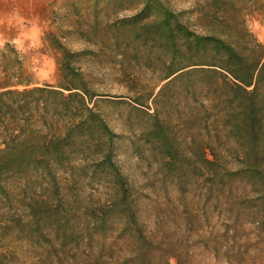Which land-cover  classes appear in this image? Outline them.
Returning <instances> with one entry per match:
<instances>
[{"label":"trees","instance_id":"obj_1","mask_svg":"<svg viewBox=\"0 0 264 264\" xmlns=\"http://www.w3.org/2000/svg\"><path fill=\"white\" fill-rule=\"evenodd\" d=\"M87 1L71 29L93 49L45 36L56 84L0 47V264H264V43L246 19L264 0ZM103 59L129 100L95 88ZM103 101L124 104L119 132Z\"/></svg>","mask_w":264,"mask_h":264},{"label":"rangeland","instance_id":"obj_2","mask_svg":"<svg viewBox=\"0 0 264 264\" xmlns=\"http://www.w3.org/2000/svg\"><path fill=\"white\" fill-rule=\"evenodd\" d=\"M175 10L189 6V0H169ZM89 3L87 0H0V47L9 42L15 46L23 57L24 71L39 84H56L59 79L57 53L45 41L47 32H55L62 37V42L69 48L78 50L84 47L94 48L85 43L80 34L72 31L77 25L86 26ZM129 13L127 11L121 14ZM78 14V15H76ZM79 18V19H77ZM248 26L256 38L264 43V10L250 12L246 17ZM69 30V31H68ZM63 32V34H61ZM88 72L96 75L95 88L103 93L105 100H129L122 85L116 80L115 68L110 62L90 61L86 63ZM123 95V96H120ZM124 104L99 102L98 108L103 112L111 127L120 131L117 113ZM118 160L122 167H135V157L125 151L122 141L119 143ZM2 244L12 246L18 252L21 262L28 263L30 256L24 243L7 237ZM1 245V243H0ZM260 257L251 253L246 264H258ZM174 263V259H172ZM205 264H229L221 260L207 259Z\"/></svg>","mask_w":264,"mask_h":264}]
</instances>
